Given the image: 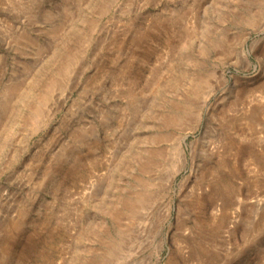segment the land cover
Here are the masks:
<instances>
[{"label": "rangeland", "instance_id": "1", "mask_svg": "<svg viewBox=\"0 0 264 264\" xmlns=\"http://www.w3.org/2000/svg\"><path fill=\"white\" fill-rule=\"evenodd\" d=\"M0 264H264V0H0Z\"/></svg>", "mask_w": 264, "mask_h": 264}]
</instances>
